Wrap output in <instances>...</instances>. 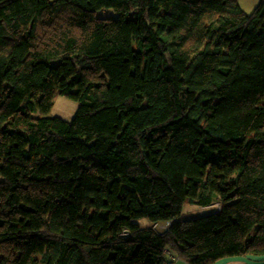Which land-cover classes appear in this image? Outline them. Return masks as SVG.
Returning <instances> with one entry per match:
<instances>
[{
    "label": "trees",
    "instance_id": "1",
    "mask_svg": "<svg viewBox=\"0 0 264 264\" xmlns=\"http://www.w3.org/2000/svg\"><path fill=\"white\" fill-rule=\"evenodd\" d=\"M171 254L264 255V0H0V264Z\"/></svg>",
    "mask_w": 264,
    "mask_h": 264
},
{
    "label": "rangeland",
    "instance_id": "2",
    "mask_svg": "<svg viewBox=\"0 0 264 264\" xmlns=\"http://www.w3.org/2000/svg\"><path fill=\"white\" fill-rule=\"evenodd\" d=\"M262 0H238L240 6L248 13H251L261 3ZM99 16L110 18L119 17V13L113 9L101 10L98 12ZM57 62H55L56 64ZM79 108V102L57 93L55 96L54 106L51 115L63 117L71 121ZM221 209L220 203H215L207 208H200L197 206H187L186 215L189 217H199L209 212H217ZM153 227L160 233L165 234L168 231V223L157 222Z\"/></svg>",
    "mask_w": 264,
    "mask_h": 264
},
{
    "label": "crops",
    "instance_id": "3",
    "mask_svg": "<svg viewBox=\"0 0 264 264\" xmlns=\"http://www.w3.org/2000/svg\"><path fill=\"white\" fill-rule=\"evenodd\" d=\"M171 260H173V264H188L186 261L176 258L173 254H171ZM214 264H264V255L256 256L249 254L234 257H225L216 261Z\"/></svg>",
    "mask_w": 264,
    "mask_h": 264
},
{
    "label": "built area",
    "instance_id": "4",
    "mask_svg": "<svg viewBox=\"0 0 264 264\" xmlns=\"http://www.w3.org/2000/svg\"><path fill=\"white\" fill-rule=\"evenodd\" d=\"M169 225H170V224L168 223V227H169Z\"/></svg>",
    "mask_w": 264,
    "mask_h": 264
}]
</instances>
